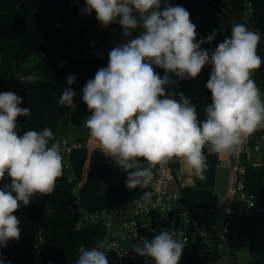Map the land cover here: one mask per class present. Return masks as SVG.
Returning <instances> with one entry per match:
<instances>
[{
	"label": "clouds",
	"instance_id": "obj_1",
	"mask_svg": "<svg viewBox=\"0 0 264 264\" xmlns=\"http://www.w3.org/2000/svg\"><path fill=\"white\" fill-rule=\"evenodd\" d=\"M161 2L86 0L82 10L86 15L95 11L105 27L118 22L126 37L142 29L136 38L114 47L107 67L100 68L82 89V100L91 113L85 127L105 157L127 173L129 190L147 188L157 165L177 159L203 180L208 167L205 146L209 153L231 154L247 137L264 129V93L252 78L264 64L257 54L260 33L243 23L233 24L231 35L210 53L201 45L211 44L217 33L197 42L190 13L171 4L160 10ZM205 65L212 66L206 83L211 103L200 120L189 99L181 93L178 101L175 92L166 93L165 88L174 83L169 74L196 78ZM154 66L164 69L163 78ZM75 79L74 75L67 78L69 87L62 91L61 105L73 104ZM27 80L32 82L33 77ZM21 103L14 92L0 93V181L5 174L11 178L9 185L0 188V247L20 238V221L13 213L21 202L28 206L37 194H51L63 174L60 144L49 146L55 139L50 127L17 134V117L31 115L30 108L19 107ZM152 196L146 191L141 200L151 204ZM179 235L166 229L144 238L133 250L154 264H179L187 245ZM76 264H109V260L98 248H81Z\"/></svg>",
	"mask_w": 264,
	"mask_h": 264
},
{
	"label": "trees",
	"instance_id": "obj_2",
	"mask_svg": "<svg viewBox=\"0 0 264 264\" xmlns=\"http://www.w3.org/2000/svg\"><path fill=\"white\" fill-rule=\"evenodd\" d=\"M248 2L252 3L253 8L250 19L264 33V0H162L160 10L169 4L185 8L190 13L191 22L196 25L197 42L215 31L217 34L211 44L201 45L211 53L217 43L231 35L232 26L228 23L230 15L242 16L249 9ZM28 4L32 9H43L46 15L36 22L31 33L25 32L19 26L2 28L3 39L18 42L19 53L14 63L15 73L10 77L0 74V93L14 92L22 98L19 107L31 109L29 117H17V134L22 136L28 130L39 132L45 127H50L55 136V139L49 142L51 146L52 143L59 142L61 123L64 127L69 124L84 126L89 111L82 100V89L89 79H94L100 68L107 67L109 59L94 58L87 54L90 40L84 33V27H80V35H76L65 27L51 25L47 20L48 15L54 14L65 15L67 18L79 15L77 0H28ZM121 29L122 26L119 25V30ZM141 32L142 30L132 31L131 36L136 38ZM128 41L129 37L126 38V42ZM61 61L65 63L59 66ZM24 63H27L26 66ZM154 71L161 78L165 75L162 68ZM263 72V66L254 72L255 81L260 79ZM30 75H34L32 82L27 80ZM70 75L76 77L71 88L77 95L71 106L61 105L59 99L63 89L69 87L66 80ZM188 86L189 83H183L174 89V98L179 101L180 94H184ZM210 103L209 91L204 101L194 104L200 120L205 119V109ZM88 157L89 171L81 188V199L86 208L93 209L129 201L150 191L149 186L129 190L125 184L126 172L122 174L119 183H112L107 189L101 190L102 184L110 181L112 170L108 157H105L99 147L94 148L90 154L85 147L73 149L71 161L76 180L82 178ZM75 182H69L68 174L64 172L59 186L47 195L55 206V212L50 216L40 215L46 225L44 241L33 242L20 234L19 240H10L6 247H0V258L4 264H76L80 256L79 247L82 244H93L102 234L101 227L96 225L81 230L74 228L78 213L68 209L67 203L71 199L70 194ZM2 187L3 184L0 183V188ZM108 260L111 264L110 259Z\"/></svg>",
	"mask_w": 264,
	"mask_h": 264
},
{
	"label": "built area",
	"instance_id": "obj_3",
	"mask_svg": "<svg viewBox=\"0 0 264 264\" xmlns=\"http://www.w3.org/2000/svg\"><path fill=\"white\" fill-rule=\"evenodd\" d=\"M80 13L86 6V0H77ZM249 9L242 16L230 15L228 23H243L249 29L260 33L261 40L257 54L264 59V33L250 19L253 11L252 3L248 2ZM79 13V15H80ZM136 14V13H134ZM138 15V14H136ZM47 20L55 27H65L69 31L80 35V29L69 24L60 15H48ZM119 23H112L108 27L89 28L84 26V33L90 40L87 54L94 58H108L111 50L119 44L126 43L132 35L124 36L123 28L119 30ZM140 30V29H136ZM134 30V31H136ZM120 40H122L120 42ZM217 43L214 46V50ZM65 61L59 62V66ZM264 68V64H262ZM154 69H161L155 67ZM211 65H205L196 78L185 76L176 77L174 83L166 86L165 92H173L183 83L194 82L196 91L191 103L194 105L204 101L209 94L206 83L210 78ZM34 77V75H30ZM204 77V86L201 93L197 92L201 78ZM261 93H264V72L259 80L255 81ZM61 155L64 161L63 171L68 174V181H76L71 190V199L67 208L78 213L74 223L76 230L90 225L100 226L102 234L91 245L82 244L80 249L98 248L107 253L111 264H154L151 258L142 257L133 250L144 238L151 239L161 231L171 229L180 233L179 239H187L179 264H240V248L245 244L248 233V223L256 219L264 220V189L258 193L246 191V176L250 167L260 173L264 182V129H258L247 137L237 151L222 156L219 166L229 170L227 189L224 193L217 192L214 201L209 206H195L187 204L181 189L172 186L175 177V163L169 162L157 165L154 169V178L149 185L153 193L152 203L145 204L141 196L129 201L117 202L93 209L86 208L81 199V188L86 182L90 158L86 159L82 178L76 180L72 168L71 153L75 148H87L89 154L96 148L90 147L84 140L75 136L59 137ZM255 155L257 161H251ZM251 162V163H250ZM63 172V173H64ZM61 177L56 181L55 189L60 184ZM5 185L11 183V178L5 174L0 182ZM15 196V193H13ZM55 212V206L47 195L37 194L28 206L21 202L19 209L13 213L23 226L35 233L37 242L42 243L46 236V225L41 214L50 216ZM135 227H132V225Z\"/></svg>",
	"mask_w": 264,
	"mask_h": 264
},
{
	"label": "rangeland",
	"instance_id": "obj_4",
	"mask_svg": "<svg viewBox=\"0 0 264 264\" xmlns=\"http://www.w3.org/2000/svg\"><path fill=\"white\" fill-rule=\"evenodd\" d=\"M69 24L75 25L77 28L80 27H96L98 31L101 28H104L103 25L96 19V13L93 11L90 15L84 14V12L80 13V15H74L71 18H67L65 15L62 16ZM108 27V26H107ZM139 29V28H138ZM142 30V29H140ZM27 63H24L26 66ZM171 79L175 78V75L169 74ZM255 80V77H252ZM169 84L168 86H170ZM204 86V77L200 80V85L197 86V92L201 93ZM196 91V86L194 82H190L187 90L184 92L183 96L190 100L193 99V95ZM91 113L87 115L90 116ZM86 128L84 126H75L69 124L64 127L61 123L59 126V137L67 136L70 138L71 136L85 134ZM206 158L208 167L204 171L205 176L204 179H199L193 169L188 166L182 159L174 160L175 167V177L172 181V186L176 188H182V193L184 199L190 203V205L202 206L205 204L195 202L197 197L200 199H208L211 195H215L217 192L224 193L227 189L228 179H229V170L226 167L219 166V161L222 156L225 154H216L209 153L207 146L203 149ZM110 167L112 170V176L110 181L104 182L101 186V190H105L112 183L117 184L121 180V176L124 171L121 170L119 166L115 164L108 157ZM251 161H257L255 155L251 157ZM251 163V162H250ZM191 183H186V182ZM192 186H191V185ZM194 184V185H193ZM196 187V188H195ZM260 188L264 189V182L260 178V173L255 172L252 167L249 168L247 176H246V191L258 193ZM21 236L26 238L27 240L37 242V238L34 232L27 230L23 226H20ZM245 244L240 248V264H264V220L256 219L252 222L248 223V233L245 237Z\"/></svg>",
	"mask_w": 264,
	"mask_h": 264
},
{
	"label": "crops",
	"instance_id": "obj_5",
	"mask_svg": "<svg viewBox=\"0 0 264 264\" xmlns=\"http://www.w3.org/2000/svg\"><path fill=\"white\" fill-rule=\"evenodd\" d=\"M45 15L46 13L43 9L30 8L28 4V0H0V74L1 75L10 77L15 73L14 63L19 53V44L17 41L3 39L2 28L4 26H19L23 28L25 32L31 33L35 29L36 22L39 19L44 18ZM19 73H21V71H19ZM75 137L79 139L83 138L82 140H84L85 143H87L92 148L98 147L97 141L89 135V130L87 128L85 134L75 135ZM186 183L188 184L191 182L188 181ZM180 189L182 191V188ZM214 196L215 195H211V197H209L208 199H200V197H197L195 199V202L205 204L202 206H209L213 203Z\"/></svg>",
	"mask_w": 264,
	"mask_h": 264
},
{
	"label": "water",
	"instance_id": "obj_6",
	"mask_svg": "<svg viewBox=\"0 0 264 264\" xmlns=\"http://www.w3.org/2000/svg\"><path fill=\"white\" fill-rule=\"evenodd\" d=\"M203 176H204V173H203ZM199 178V177H198ZM200 179V178H199Z\"/></svg>",
	"mask_w": 264,
	"mask_h": 264
}]
</instances>
